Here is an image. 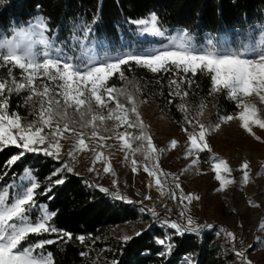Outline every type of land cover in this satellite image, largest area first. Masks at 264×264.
Masks as SVG:
<instances>
[{"label": "snow or ice", "instance_id": "1", "mask_svg": "<svg viewBox=\"0 0 264 264\" xmlns=\"http://www.w3.org/2000/svg\"><path fill=\"white\" fill-rule=\"evenodd\" d=\"M130 23L136 25L141 34L166 38L167 44L140 52L125 51L115 56H92L87 54L84 46L92 29L85 27L83 40L77 36L72 38L79 44L80 54L68 55L62 47L57 46L55 38L47 34L48 23L43 17H37L26 26L13 28L11 36L0 35V69H7L6 75H0V152L10 146L22 149L6 160V166L16 164L25 153H42L59 161L63 150L61 141L72 140L73 143L67 150L68 157L75 160L76 153L91 151L94 157L89 171H94L95 164L103 161L104 173L115 175L110 158H106L103 152L104 148L113 147L107 141L114 139L125 153V160L129 159V155L132 156L133 173L137 172V165L140 163L135 156L139 154L143 157V171L153 178L161 195L165 194L171 178L174 188L179 190L178 195L177 191L168 189L173 200L179 198L181 203L184 200L190 203L199 199L194 194L185 196L178 182L179 178L160 168V154L175 149L179 141L172 139L167 148H157L153 142L148 126L144 124L139 112L140 105L147 101L139 99L141 88L138 82L129 79L124 71L125 66L130 68L134 63L152 73L174 74V78L169 80V95L181 100L177 108L184 113L182 130L187 134L185 158L195 157L189 165L192 167L199 164L200 153H212V171L220 185L217 191L225 190L235 183L231 178L233 170L227 160L212 152L207 137L213 131H218L222 123L236 119L241 129L257 141L264 142L254 131V128L264 130V114L258 107V104L264 105V25L260 26L259 38L242 41L239 47L234 48L227 42L217 46L211 39L204 45H196L187 29L166 36L155 13ZM17 69L19 76L14 74ZM189 73L192 77L198 73L206 74L211 82L209 94L224 93L235 102L238 111L218 116L214 124L201 123L199 117L203 115L206 105L201 103L193 113L185 101L189 92L182 89V85L191 86L193 83L188 78ZM114 77L123 83L122 87L110 85L109 82ZM21 92L27 93L24 106L31 109V121L10 110L11 96ZM245 97H255V102H246ZM169 103L172 101L169 100ZM239 170L242 172L240 183L247 185L250 182L249 162L245 160ZM73 171V167L64 162L52 175L59 177L62 172ZM22 180L29 183L0 187V264H54L52 253L46 252L45 247L56 241L41 239L30 242L29 237L59 233L61 239H71L72 234L59 230L50 223L55 212L41 208L42 214L39 217H31L30 213L37 207L36 189L40 184L30 172ZM64 182L63 178L51 181L53 185ZM12 189L16 191L12 192ZM46 191H51V188ZM100 191L108 192V189L101 187ZM113 195L115 199L132 202L119 193ZM145 199L151 197L146 196ZM249 204L259 206L253 205L252 201ZM148 211L153 217L158 215L154 209ZM181 216H185L183 211ZM186 222L187 226L182 228L174 221H163L181 235L186 231H197L200 227H193L194 221L190 216L186 217ZM259 227L264 230V220ZM140 234L136 233L137 236ZM227 236L232 241L236 240L232 232H227ZM132 238L124 236L123 240L127 242ZM77 239L83 242L85 237L79 236ZM157 243L168 252L171 251L172 245L167 239H158ZM248 247L251 248L252 245ZM246 251L233 248L234 255L243 264H252L247 259ZM81 255L86 256L87 253ZM113 264L117 262L113 261Z\"/></svg>", "mask_w": 264, "mask_h": 264}, {"label": "trees", "instance_id": "2", "mask_svg": "<svg viewBox=\"0 0 264 264\" xmlns=\"http://www.w3.org/2000/svg\"><path fill=\"white\" fill-rule=\"evenodd\" d=\"M155 13L162 29H187L190 33L226 34L240 33L264 24V0H0V35L11 36L13 28L26 24L36 15L44 17L50 31L59 35L75 32L83 37V29L91 28V36L114 45L126 25L136 19ZM5 69H0L4 75ZM126 76L138 82L141 94L156 102L169 119L183 125L184 113L177 105L179 97L169 95V80L172 72L152 73L134 63L124 67ZM191 86L182 85L189 92L185 98L188 106L198 108L201 103L212 106L215 116L234 113L235 107L224 94L210 95L211 82L207 75L198 73ZM112 79V86L119 83ZM27 94H13L11 111L22 117L30 115L31 109L24 106ZM169 100L172 103H169ZM22 149L10 146L0 152V187L12 183L19 175L30 170L40 184L36 189V205H44L56 215L50 223L57 229L72 234V238H60L59 233L31 235L30 242L41 239L56 241L46 245L54 264H236L237 257L230 245L222 244L216 228L186 231L182 235L171 230L165 234L152 226L142 230L127 242L112 235V229L125 222L139 220L144 211L141 205L115 199L108 192L100 191L93 180L73 173H52L60 163L42 153H25L16 164L6 166V160ZM6 173V175L4 174ZM51 177V180L49 179ZM63 178L64 183L53 185L51 181ZM51 188V191H46ZM34 218L35 214L30 213ZM182 227V226H181ZM84 236L81 242L77 239ZM171 251L157 243L166 239ZM165 252V255H160ZM81 253H87L82 256Z\"/></svg>", "mask_w": 264, "mask_h": 264}, {"label": "rangeland", "instance_id": "3", "mask_svg": "<svg viewBox=\"0 0 264 264\" xmlns=\"http://www.w3.org/2000/svg\"><path fill=\"white\" fill-rule=\"evenodd\" d=\"M37 17L42 16L36 15L28 22L35 20ZM28 22L22 25L26 26ZM261 25L264 24L256 25L245 32H241L242 34L229 32L220 35L210 33L197 35L188 32L196 45H204L208 39H211L217 46L227 42L229 46L235 48L239 47L242 41L253 37L259 38ZM50 30L47 34L50 37H54L57 46L62 47L68 55L75 56L80 54V46L72 38L73 36H77L83 40V37H80L75 32L61 36L55 31ZM162 30L165 31L166 36H169L176 34L181 29ZM163 44H167L166 38L141 34L137 26L130 22L126 25L121 38L114 45L99 40L90 34L89 39L84 41L87 54L92 56H103L105 54L115 56L125 51L140 52L145 49L160 47ZM6 73L7 69L4 75ZM14 74L19 76V70H15ZM112 79H116L114 81L119 83V86L116 87L123 86V83L117 77ZM111 82L112 80L109 83ZM217 94L224 93H215L212 94V97L214 98ZM138 95L139 99L147 101L140 105L139 112L144 124L148 126L147 130L151 134L157 148H167L168 143L172 139L179 141L175 149L167 150L160 154V168L165 173H170L179 178L178 182L185 196L194 194L199 197V199H194L190 203L187 200L181 203L179 198H177L175 201L180 206V214L176 217L173 215L166 216L167 219L177 221L183 228L187 226L186 217L190 216L194 221L193 227L200 226L197 231L209 228L207 227L208 225L216 228L219 224H228L237 229L241 237L246 239L247 259L252 264H264V230H261L259 227L261 221L264 220V174H258L264 172V142L257 141L253 136L241 129L239 121L236 119L228 123H222L218 131H213L208 135L207 140L212 148V152L228 161L233 170L231 178L235 180V183L227 186L225 190L217 191L220 185L215 180V174L212 171V162L210 161L212 153L206 151L200 153L199 164L189 167L192 159L195 157L185 158L187 134L182 130L183 125H178L169 119L166 112L150 98L144 97L141 92ZM226 99L234 105L235 110L233 114H235L238 111L235 102L228 99L227 96ZM244 99L246 102H255V97H245ZM189 107L193 110V113L197 109ZM258 107L261 109V113L264 114V105L258 104ZM24 117L28 121L33 119L31 115ZM217 118L218 116H215V109L212 106H206L199 120L201 123L207 125L209 123H216ZM254 131L264 139V130L254 128ZM61 143L63 144L61 158L59 161L56 160L60 163V168L64 162H68L74 169L71 173L87 177L93 180L99 187L108 189V193L112 195L119 193L121 196L126 197L127 200L144 207L143 216L139 220L125 222L112 229L113 237L122 242H124V236L133 237L137 232L152 227V214L148 209L155 210V207L162 205L166 201L169 185H172V190L177 191L179 195V190L174 188L171 178H169L165 194H160L154 184L153 178L143 171L141 165L144 161L143 157L139 154L135 156V159L140 162L137 165L138 170L136 173H133L131 170L132 156L129 155V159L125 160V153L120 150L119 143L114 139L107 141V144L113 145V147L104 148L103 152L106 158H110L111 167L115 175L104 173L105 162L103 161L95 164L94 171H89L90 167L93 166L94 153L91 151L78 152L75 154V160H73L67 156V150L71 147L73 141L62 140ZM245 160L250 165V182L247 185H242L240 183L242 172L239 170V167ZM28 172L34 177L30 170H26L9 185L13 183L27 185L29 182L22 180V178ZM113 181H116V184H113ZM149 185L152 186L150 187ZM11 191L15 192L16 189H12ZM146 196L151 197V199H145ZM249 201H252L253 205L259 206H252L249 204ZM41 208L46 209L44 205H39L32 210V213L35 214L33 219L42 214ZM182 211L185 213V216H181ZM249 245H252V247L249 248ZM236 264H243V262L238 258Z\"/></svg>", "mask_w": 264, "mask_h": 264}, {"label": "built area", "instance_id": "4", "mask_svg": "<svg viewBox=\"0 0 264 264\" xmlns=\"http://www.w3.org/2000/svg\"><path fill=\"white\" fill-rule=\"evenodd\" d=\"M169 188L172 189V185H169ZM155 212L158 214L156 217H151L152 226H155L159 229H161L165 234H169L171 232V228L168 227L163 223V221L168 220L167 217L169 215L173 216H179L180 214V206L178 205L177 201L173 200L170 196V192L168 190V193L166 195V201L159 205L158 207H155ZM167 216V217H166ZM171 221V220H168ZM174 222L177 223V221L174 220ZM217 232L221 236L222 244L230 245V247L235 248L237 250L240 249H247V241L243 237H241L239 231L235 229L234 227L228 225V224H219L216 227ZM227 232H232L236 236V240L232 241L228 238ZM168 240V237H166Z\"/></svg>", "mask_w": 264, "mask_h": 264}]
</instances>
